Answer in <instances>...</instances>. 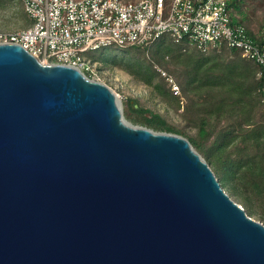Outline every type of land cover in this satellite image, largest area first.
<instances>
[{
	"label": "water",
	"instance_id": "1",
	"mask_svg": "<svg viewBox=\"0 0 264 264\" xmlns=\"http://www.w3.org/2000/svg\"><path fill=\"white\" fill-rule=\"evenodd\" d=\"M0 264H264V225L187 139L0 44Z\"/></svg>",
	"mask_w": 264,
	"mask_h": 264
},
{
	"label": "built area",
	"instance_id": "2",
	"mask_svg": "<svg viewBox=\"0 0 264 264\" xmlns=\"http://www.w3.org/2000/svg\"><path fill=\"white\" fill-rule=\"evenodd\" d=\"M18 1L32 24L16 32L0 31V44L19 45L42 64L91 72L83 53L111 46L145 48L163 36L201 53L236 50L258 67L264 115V29L250 37L242 25L233 24L232 0ZM171 91L179 93L173 84Z\"/></svg>",
	"mask_w": 264,
	"mask_h": 264
},
{
	"label": "rangeland",
	"instance_id": "3",
	"mask_svg": "<svg viewBox=\"0 0 264 264\" xmlns=\"http://www.w3.org/2000/svg\"><path fill=\"white\" fill-rule=\"evenodd\" d=\"M2 2L3 0H0V31L16 32L31 24L30 20L26 21L18 15L21 5L18 0H13L11 4ZM241 11L246 26L256 32L264 22V0H242ZM166 46L169 49L163 50ZM95 52L92 51L91 53L94 54L90 53L87 57L85 56V60L92 65L91 72H82L83 74L89 73V79L104 84L114 93L123 118L132 125L141 126L143 118L149 117L148 114L140 116L132 113L129 109V102L136 104L134 108L147 109L159 115L167 126L182 133V135L178 134L179 136L192 139L197 143V147L193 146L194 150L204 159L217 181L220 182L222 177L220 167L225 155L234 159V147L238 144V140L235 144H229L218 152L220 161L216 160L215 163L212 162L214 158L210 151L216 150L223 141H226V138L224 139L226 132L237 131L238 118L234 114L227 115L224 111L221 112L220 117L214 115L213 111L204 112L201 101L199 102L197 96L185 85L184 75L189 67L187 63L196 57L210 58V62L213 59L217 60L216 63L223 64L225 72L231 69L234 74H237L234 77L238 79V83L243 84L244 88L248 86L253 88L255 83L253 64L239 54L226 50L202 55L193 46L178 47L168 42L159 47L154 44L147 50L107 47L100 51L103 56H98ZM100 57L104 58L103 62L99 60ZM145 65L151 67L153 77L149 78L148 74L142 72V66ZM221 76L225 77L224 74ZM144 80H148L149 83L145 84ZM172 84L177 86L178 94L171 91ZM228 85L231 88V84L227 83ZM222 88L227 89L226 85ZM249 96L254 102L257 100L255 90L249 91ZM259 110V106L258 109L255 107L256 115L254 114L253 121L259 120ZM204 117L207 119L206 135L201 137L199 134L200 120ZM208 154L211 156L208 157ZM234 176L236 192H232L227 182L223 181L224 192L242 208V199L249 200L251 209L254 211L250 218L264 223V219L261 218L264 217L263 197L257 198L237 172Z\"/></svg>",
	"mask_w": 264,
	"mask_h": 264
},
{
	"label": "trees",
	"instance_id": "4",
	"mask_svg": "<svg viewBox=\"0 0 264 264\" xmlns=\"http://www.w3.org/2000/svg\"><path fill=\"white\" fill-rule=\"evenodd\" d=\"M12 1L13 0H3L2 3L11 4ZM241 5H242V0H232L230 5L231 14H232L231 17L232 23L242 25L246 29L248 35L252 37L254 30L250 29L244 23L242 18L244 17V15L242 14L241 11ZM19 7L20 8L18 9V15L23 19H25L26 21L27 20L29 21L28 17H26V14L23 11L22 6L20 5ZM31 24L27 26L30 27ZM262 29H264V22L257 31H260ZM167 42L174 44L175 46L178 47H189V45L186 43L175 44L173 43V41H171V39H169L166 36L159 38L158 40L149 44L145 48H139L136 46H127V47L147 50L154 44H156L159 47V46H163ZM111 48H126V47L111 46ZM168 49L169 47L166 46L164 47L163 50H168ZM101 50L96 51L95 54H97L98 56H103V53L100 52ZM221 50H226L229 51L230 53L239 54L238 51L227 48H222L216 51H210L208 53H201L200 51L198 50L197 51L202 55H208L211 54V52L215 53ZM86 53L88 54L86 55ZM90 53L91 52L83 53L84 58L85 56L87 57L88 55H90ZM99 60L103 62L104 58L100 57ZM209 62H210V58L208 59V58L196 57L194 59H190V61L187 63L189 67L185 71L184 79H185V85L186 87H188L189 91L193 92L197 96L199 102L201 101V106L204 112L213 111L212 113L214 115L220 117L221 112L224 111L225 114L226 113L227 115L234 114L238 118L237 131H233V133L232 131L226 132L224 135V139L226 138V141H223L220 147H217L216 150L214 149L210 151V153L213 155L214 158L212 162L215 163L216 160L220 161V159L218 158L219 155L218 152L222 151L223 148L227 147L229 144H235L237 142L236 140H238L239 145L236 144L234 147V155H235L234 159H231L229 156L225 155L223 164L220 167L221 168L220 172L222 177L220 179L219 184L223 189L225 186L223 181H226L229 189L232 192H236L234 174L235 172H237L240 175V177L245 180L246 185L252 189L254 195L257 198L261 199L263 197L264 199V115H263V107L260 102V96L258 93V88H259V81L257 80L258 67L253 62H251L254 66L252 70L253 73L255 74V83L253 85V88L251 86L244 88L243 84L238 83V79H235L234 76H237V74H234L231 69L225 72L223 70L224 66L222 63H216L217 60L214 59L212 60L213 63L212 62L209 63ZM89 64L91 65V63ZM142 72L148 74L149 78L153 77L151 74L152 70L150 66L147 65L142 66ZM222 74H224L225 77H222L221 76ZM84 75L87 78H89L90 76L89 73H85ZM144 83L148 84L149 81L144 80ZM227 83L231 84V88L229 87V85L227 86ZM224 85H226L227 87L226 90L222 88ZM252 89L255 90L256 92L257 100L255 102L252 99H250L249 96V91H251ZM134 106H136V104L129 102V109L132 113L139 114L140 116H144L146 114L149 115V117L143 118V123L140 124L142 127L158 132H166L176 135L178 134L182 135L180 131L167 126L165 121L159 115L154 114L147 109L134 108ZM258 106L260 109L259 120L253 121L254 114L256 115L254 109L255 107L258 109ZM206 123H207V119L205 117L200 120L201 126L199 129V134L201 137H204L206 135V129H205ZM187 140L192 147L193 146L197 147V143L194 140L192 139H187ZM213 145H215V143H213ZM211 154H208V157H210ZM242 203L246 215L248 217H251L254 211H252L251 209L249 200L243 198ZM261 218L264 219V217ZM261 223L264 225L263 222Z\"/></svg>",
	"mask_w": 264,
	"mask_h": 264
}]
</instances>
